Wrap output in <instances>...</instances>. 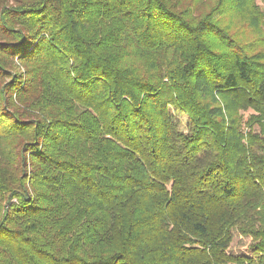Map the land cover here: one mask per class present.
<instances>
[{"label":"trees","instance_id":"1","mask_svg":"<svg viewBox=\"0 0 264 264\" xmlns=\"http://www.w3.org/2000/svg\"><path fill=\"white\" fill-rule=\"evenodd\" d=\"M258 1L0 0V264H264Z\"/></svg>","mask_w":264,"mask_h":264},{"label":"rangeland","instance_id":"2","mask_svg":"<svg viewBox=\"0 0 264 264\" xmlns=\"http://www.w3.org/2000/svg\"><path fill=\"white\" fill-rule=\"evenodd\" d=\"M258 3L262 6L264 9V5L258 1ZM179 120L181 121V125L184 126L186 123V117L179 115L178 116ZM250 238L249 237H242L238 234L237 231L233 232V240L230 245L229 251L235 254H250L251 249H250Z\"/></svg>","mask_w":264,"mask_h":264}]
</instances>
